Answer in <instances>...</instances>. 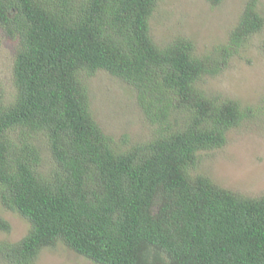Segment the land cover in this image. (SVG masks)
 <instances>
[{"label":"trees","instance_id":"trees-1","mask_svg":"<svg viewBox=\"0 0 264 264\" xmlns=\"http://www.w3.org/2000/svg\"><path fill=\"white\" fill-rule=\"evenodd\" d=\"M158 1L0 0V31L17 42L14 93L0 91V203L30 225L0 240V264H36L57 245L93 264H264V196L194 173L233 127L264 115L199 86L262 31L259 0L206 57L186 38L154 42ZM100 71L129 86L151 139L123 150L103 132L86 84Z\"/></svg>","mask_w":264,"mask_h":264},{"label":"rangeland","instance_id":"rangeland-1","mask_svg":"<svg viewBox=\"0 0 264 264\" xmlns=\"http://www.w3.org/2000/svg\"><path fill=\"white\" fill-rule=\"evenodd\" d=\"M248 0H223L212 5L207 0H159L150 18V36L157 45L186 38L198 57L211 55L229 44ZM264 20V0L257 3ZM264 28L229 59L221 73L205 77L200 88L209 96L238 101L242 106L264 109ZM17 42L0 31V91L3 102L14 93L12 69ZM89 106L97 123L113 145L127 150L151 139L154 128L145 120L129 86L106 72L88 78ZM46 167V165H45ZM194 173L205 174L222 188L248 198L264 196V115L245 120L226 134V144L202 154ZM0 217L9 232L0 231V240L19 242L30 228L17 213L0 203ZM36 264H93L63 245L44 248Z\"/></svg>","mask_w":264,"mask_h":264}]
</instances>
